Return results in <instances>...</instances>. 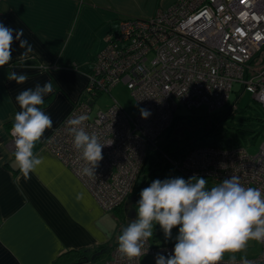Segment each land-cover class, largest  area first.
<instances>
[{
	"label": "built area",
	"instance_id": "2783aa9c",
	"mask_svg": "<svg viewBox=\"0 0 264 264\" xmlns=\"http://www.w3.org/2000/svg\"><path fill=\"white\" fill-rule=\"evenodd\" d=\"M2 19L0 8V22ZM263 49L264 0H178L153 17L124 18L118 33L106 35L104 47L96 55L87 75L85 97L44 146L77 177L104 212H113L131 193L149 149H157L179 104L188 110H220L238 84L264 108ZM121 83L140 107L139 115L131 118L115 102L90 118L94 100ZM141 109L150 112L147 119L141 117ZM80 115L87 117L85 130L106 144L96 178L81 175L84 162L68 132L69 121ZM9 138L14 155L11 130ZM163 157L185 176L217 183L235 175L245 187L264 192V141L256 156L242 147L204 146L177 159ZM259 243L262 250L247 259L250 264H264V242ZM174 245L154 247L147 241V254L129 261L121 256L117 243L98 264H144L141 259L145 256L155 264L158 255L170 256ZM240 261L236 259V264Z\"/></svg>",
	"mask_w": 264,
	"mask_h": 264
},
{
	"label": "crops",
	"instance_id": "0c3cea01",
	"mask_svg": "<svg viewBox=\"0 0 264 264\" xmlns=\"http://www.w3.org/2000/svg\"><path fill=\"white\" fill-rule=\"evenodd\" d=\"M178 0H2V23L23 29L34 52L12 45L14 70L29 76L17 86L0 69V264H56L69 251L88 255L118 242L113 212H104L77 177L44 145L79 102L106 35L124 18L153 17ZM56 82L45 111L53 127L34 151L44 163L25 179L10 149L8 124L23 89ZM82 194L80 199L77 195ZM102 254L98 264L108 258ZM90 264V263H82Z\"/></svg>",
	"mask_w": 264,
	"mask_h": 264
},
{
	"label": "clouds",
	"instance_id": "9594fccd",
	"mask_svg": "<svg viewBox=\"0 0 264 264\" xmlns=\"http://www.w3.org/2000/svg\"><path fill=\"white\" fill-rule=\"evenodd\" d=\"M24 37L23 29L14 30L0 22V69L17 86L24 85L29 76L14 70L12 45L19 42L22 58L34 52L33 45ZM56 82L23 89L15 96L19 111L14 115L11 134L15 137V161L25 179L30 178L43 163L34 152L53 120L45 111L46 98L56 92ZM150 112L141 109L147 119ZM87 117L80 115L69 121L68 132L73 148L81 154L84 166L81 175L96 178L95 172L103 159L100 142L95 133L85 130ZM135 205L136 218L131 220L118 237V251L129 261L144 256L147 241L154 237L159 226L166 240L175 236L173 253L158 255L155 264H221L229 254L228 264H236V254L243 253L249 241L264 242V192L256 187H245L238 176L232 175L209 186L208 179L193 176L153 180L143 188ZM82 194L77 195L80 199ZM240 264H250L241 257Z\"/></svg>",
	"mask_w": 264,
	"mask_h": 264
},
{
	"label": "rangeland",
	"instance_id": "374dc122",
	"mask_svg": "<svg viewBox=\"0 0 264 264\" xmlns=\"http://www.w3.org/2000/svg\"><path fill=\"white\" fill-rule=\"evenodd\" d=\"M114 31H119V26ZM261 58H264V49L261 52ZM256 62L259 63L258 60ZM115 102L131 118L137 117L140 113V107L132 98L130 91L125 84L121 83L113 88L110 94H102L94 100L90 118L98 111H106ZM176 117L182 118V120L176 124L173 138L176 147L181 151L198 145L232 150L242 147L250 156H256L264 141V108L253 100L250 93L243 91L238 84L233 85L229 102L224 108L208 112L205 107L188 110L179 104ZM169 140L172 139L164 138L161 146H165ZM156 160L158 157L150 154L146 161L147 170L143 171L137 180L135 190L137 193L134 194L137 200L140 198L141 190L148 187L153 180L178 176L185 178L176 171L167 169L164 165L155 167L154 162ZM151 171L153 172L151 173ZM213 184L215 183L209 181V186ZM128 201H132V197ZM132 203L133 201L130 204ZM133 211L135 216V209ZM109 215L112 216L113 214L110 213ZM177 232L178 229H173L172 239L166 240L157 225L154 237L149 240L150 244L152 246L175 244ZM261 250L262 245L258 241H249L245 252L236 254V256L237 259H241V257L251 259L259 255ZM224 260H229V254H225ZM141 262L153 264L152 258L148 256L143 257Z\"/></svg>",
	"mask_w": 264,
	"mask_h": 264
},
{
	"label": "trees",
	"instance_id": "16d2710c",
	"mask_svg": "<svg viewBox=\"0 0 264 264\" xmlns=\"http://www.w3.org/2000/svg\"><path fill=\"white\" fill-rule=\"evenodd\" d=\"M262 59H264V58H262ZM82 98H84V97H81V99ZM179 120H182V118H179V117L177 118L176 115H175L171 127L159 139L158 144H157L158 145L157 149H151V150L149 149V151L147 153V157H146L145 163H144V165L142 167L141 173L143 171L147 170L146 161H147L148 157L150 156V154H153V155L158 157V160H156V162H154L155 163L154 164L155 167L159 166V165H164L167 169H172V170L176 171L177 173H179L176 169H174L173 166L168 164V162L165 160L163 155H165L166 157H169L171 159H177V158L183 157L186 153H188V151H190L192 149L206 146V145H198V146L191 147V148H189V149H187L185 151H181V149L177 148L176 144H175V139L173 138V134H174V131L176 130L175 129L176 128V124L178 123ZM12 125H13V123H10V124L7 125L9 131L11 130ZM164 138L165 139L168 138V139H172V140H169L168 143L165 146H161V142L163 141ZM37 147H38V145L36 144L34 151L37 149ZM221 149H224V148H221ZM152 172L153 171H151V173ZM179 174H181V173H179ZM181 175L184 176L185 178H190V177L185 176L183 174H181ZM139 176L137 177L136 182H135V184L133 186V189H132L131 193L128 195V197L126 198L125 202L123 204H121L119 207H117L113 211L114 218H115V220L117 222L118 235L121 234L122 229L124 227H126L127 224L131 220H134L136 218V215H135V218L132 219L130 212L135 209L134 208L135 204H136V202H138V200L134 197L135 196L134 194L137 193V191H135V190H136L137 180H138ZM205 179H207V178H205ZM208 181H211V180L208 179ZM131 197H132V201H133L132 204H130L132 201H128V199H130ZM134 214H135V212H134ZM171 245H174V244H171ZM165 246H170V245L154 246V247H165ZM112 248L113 247L107 248V249H103V250H106V253H108V252H110V250ZM100 251H102V249L97 251V252H95V253H93L90 256L86 252L69 251L68 253H65L61 257H59L57 259V261H56V264H82V263L94 264V263L98 262V260L102 256V255L99 256V257L96 256V254L98 252H100Z\"/></svg>",
	"mask_w": 264,
	"mask_h": 264
},
{
	"label": "water",
	"instance_id": "95a60500",
	"mask_svg": "<svg viewBox=\"0 0 264 264\" xmlns=\"http://www.w3.org/2000/svg\"><path fill=\"white\" fill-rule=\"evenodd\" d=\"M131 218H132V219L135 218V216H134V212H133V211H132V213H131ZM104 253H106V250H102V251L98 252V253L96 254V256L99 257V256H101V255L104 254Z\"/></svg>",
	"mask_w": 264,
	"mask_h": 264
},
{
	"label": "bare ground",
	"instance_id": "6f19581e",
	"mask_svg": "<svg viewBox=\"0 0 264 264\" xmlns=\"http://www.w3.org/2000/svg\"><path fill=\"white\" fill-rule=\"evenodd\" d=\"M86 86H87V85H86ZM85 89H86V87H85ZM85 89H84L83 94L81 95V97H85ZM111 91H112V90H111ZM110 93H111V92H110ZM80 99H81V98H80ZM77 104H78V103H77ZM76 106H77V105H75V107H76ZM75 107L73 108V110L75 109ZM92 108H93V107H92ZM73 110H72V111H73ZM72 111H71V112H72ZM141 170H142V169H141ZM140 173H141V171H140ZM140 173H139V175H140ZM139 175H138V176H139ZM85 189H86V188H85ZM86 190H87V189H86ZM125 200H126V199H125ZM125 200H124V202H125ZM124 202H123V203H124ZM123 203H122V204H123ZM149 243H150V241H149Z\"/></svg>",
	"mask_w": 264,
	"mask_h": 264
},
{
	"label": "flooded vegetation",
	"instance_id": "af4514ba",
	"mask_svg": "<svg viewBox=\"0 0 264 264\" xmlns=\"http://www.w3.org/2000/svg\"><path fill=\"white\" fill-rule=\"evenodd\" d=\"M132 213V211L130 212V214Z\"/></svg>",
	"mask_w": 264,
	"mask_h": 264
}]
</instances>
